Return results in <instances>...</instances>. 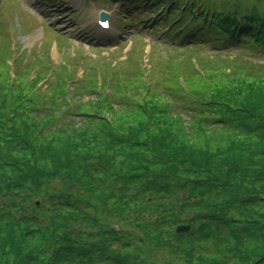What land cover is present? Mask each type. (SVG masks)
Returning a JSON list of instances; mask_svg holds the SVG:
<instances>
[{
	"label": "trees",
	"instance_id": "16d2710c",
	"mask_svg": "<svg viewBox=\"0 0 264 264\" xmlns=\"http://www.w3.org/2000/svg\"><path fill=\"white\" fill-rule=\"evenodd\" d=\"M125 1L132 10L163 2L153 14L161 24L176 21L167 33L183 45L264 50V0H222L223 8L216 0ZM64 69L67 75L59 71L41 87L50 70L29 81L31 70L17 67L18 79L0 80V264L142 262L141 250L119 230L94 232L98 202L119 194L127 198L119 209L134 210L136 192L146 194L145 203L158 195L164 200L160 217L150 220L147 209L132 215L129 226L147 239L162 229L159 223L191 222L190 232L172 233L182 250L191 254L194 246L220 243L230 257L243 249L239 264H264V74L209 73L199 90L171 93L182 101L174 108L190 115L186 123L168 104L159 105L156 94L144 103L130 100L123 77L105 71L95 83H73ZM70 90L74 103L65 98ZM85 92L98 96L82 103ZM150 161L159 168L155 180L136 181L142 187L132 190L130 181ZM249 181L261 183V190L245 196L239 186ZM184 206L199 213L188 218ZM126 245L136 261L125 257Z\"/></svg>",
	"mask_w": 264,
	"mask_h": 264
},
{
	"label": "rangeland",
	"instance_id": "374dc122",
	"mask_svg": "<svg viewBox=\"0 0 264 264\" xmlns=\"http://www.w3.org/2000/svg\"><path fill=\"white\" fill-rule=\"evenodd\" d=\"M251 1L244 0L248 4ZM214 2L217 7H224L220 0ZM159 5L154 11L161 10L162 6L159 7ZM263 6L262 9H264ZM119 7L121 6H113L109 0H0V48L4 47V50L0 51V57L8 53L6 46L7 49L12 47L16 58L15 65H9L10 68L5 65L7 60L9 64V58H7L10 57L9 53L3 60L0 59V80L5 81L7 76H9L8 82L18 79L17 73L14 76V67L15 71L18 67L21 72L27 68L37 67V71H34L31 76V81L37 75L46 74L49 66H53L54 70L61 67L64 76L67 75L63 71L66 67L70 74L74 75L71 80L85 79L86 81L92 80L93 83L99 80L98 75L106 71L111 75L116 74L114 78L123 77L126 80L128 89L125 96L133 102L142 101L144 103L146 99L156 94L160 96L159 99L162 102L159 105L168 104L167 108L175 118L177 113L188 123L190 115L186 114L181 107L174 108L182 101L176 103L178 101L176 94L171 95V93L199 90V85L206 80L209 73L219 75L221 73L240 74L245 71L254 73L257 69L259 71L256 74H264V50L257 51L253 48L244 49L237 46L238 49L234 50L231 48L218 49L209 43L201 45L202 48L181 50L186 46L173 42L174 36H163V32L169 30L167 22L158 31L160 34L151 33V30L157 27L158 22L148 21L147 24L138 22V20L145 19L146 9L141 8L137 15L131 18L130 15L122 16ZM101 11L111 14V27L106 31L99 29L96 24ZM27 56L28 58L24 61L23 59ZM261 71L263 73H260ZM76 80L73 83H77ZM43 83H46L45 80H41L39 86H44ZM46 90L47 87L44 88V91ZM66 94L68 96L65 98L70 102L72 100L71 90ZM97 96L98 94L85 92L84 96H81V102L96 100ZM45 104H48V101ZM152 162L154 161H150V165L140 166L139 170L146 172L135 177V181H130V185L134 184L132 190L139 191L142 187H139L136 181L143 180L147 183L155 180L159 168ZM181 176L194 178V175L185 171L181 172ZM131 177L133 179L132 175ZM200 179H206V177ZM249 182L250 185L241 182L239 186L241 192L247 194L245 196L261 190L259 189L262 186L261 183ZM243 189L246 191H242ZM128 194L122 193V195ZM116 195H110L106 203L98 202L99 209L97 210L100 216L95 217L97 226L94 232L97 228L110 229L116 233L119 230L121 234L119 236L130 242L133 248L141 250L142 262H137V264H209L211 261L215 264H239L238 256L244 254L243 249L239 254L230 257L229 253L224 250L225 245L220 243H203L194 246L191 254L187 249L182 250L178 246L180 241H176L172 236V233L178 230V227L173 228L174 224L159 223L162 229H158L157 233L154 232L151 240L147 239L139 227L129 226L132 225L133 216L137 215L135 209H147L145 213L151 217V220L155 216H161L162 212L156 210L160 208L164 200L158 195L154 203H145L146 194L141 195L136 192V198H133L136 200L132 201V203L136 202V205L134 204L136 207L130 205L134 210H123L119 208L127 198ZM184 207L186 210L184 215L188 218H193L196 213H199L194 209ZM259 207L260 205L257 208ZM89 211L94 213V217L95 209L89 208ZM122 212H131V214L129 213L128 216ZM146 220H148L147 217ZM159 220L161 219L157 222ZM236 222L239 221L236 220ZM190 223L185 221L178 226ZM146 245L148 248H145ZM124 250L127 251L125 257L136 261L133 255L134 250L127 245Z\"/></svg>",
	"mask_w": 264,
	"mask_h": 264
},
{
	"label": "water",
	"instance_id": "95a60500",
	"mask_svg": "<svg viewBox=\"0 0 264 264\" xmlns=\"http://www.w3.org/2000/svg\"><path fill=\"white\" fill-rule=\"evenodd\" d=\"M103 18L106 16V14L105 13H102V15H101ZM190 229H191V225H187V226H180L179 228H178V232H183V231H190Z\"/></svg>",
	"mask_w": 264,
	"mask_h": 264
}]
</instances>
